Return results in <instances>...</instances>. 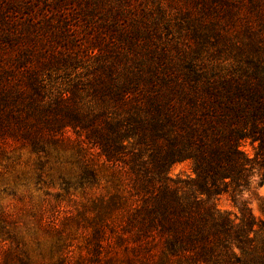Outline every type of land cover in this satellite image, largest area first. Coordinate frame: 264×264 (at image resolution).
<instances>
[{"label": "trees", "instance_id": "16d2710c", "mask_svg": "<svg viewBox=\"0 0 264 264\" xmlns=\"http://www.w3.org/2000/svg\"><path fill=\"white\" fill-rule=\"evenodd\" d=\"M22 1L0 5V135L43 148L70 127L97 147L127 180L100 199L99 236L119 211L117 240L158 245L155 264H264V220L243 199L264 184V0H172L178 39L137 0H84L75 27L54 19L71 0H45L42 22L5 14ZM86 27L96 103L77 100V83L45 100L39 72L77 67L88 47L74 50L72 31ZM182 160L193 178L169 175ZM221 194L238 214L217 206Z\"/></svg>", "mask_w": 264, "mask_h": 264}, {"label": "rangeland", "instance_id": "374dc122", "mask_svg": "<svg viewBox=\"0 0 264 264\" xmlns=\"http://www.w3.org/2000/svg\"><path fill=\"white\" fill-rule=\"evenodd\" d=\"M7 1L0 0V5ZM83 1L71 0L67 12L54 19L67 18L75 27L80 23L79 16H83ZM137 2L139 9H148L169 21L168 39L180 38L179 32L183 31L177 26L182 17L177 3ZM48 5L45 0H23L5 14L20 21L42 22L41 17L50 11ZM91 32L88 27L72 31L74 50L88 47L77 67L39 72L45 100L77 83L81 88L77 100L96 103L94 97L86 94L92 77L90 65L99 58L98 48L89 49L92 44L85 38ZM42 142L43 148H32L19 137L0 135V264H155L158 245L136 252L130 242L122 244L117 240L122 222L119 211L100 223L99 236L100 199L105 200L116 183L127 182L119 168L104 165L99 149L81 145L70 127ZM244 148L252 154L248 143ZM168 173L174 179L195 176L190 160L172 164ZM253 186L243 199L252 214L264 220V184ZM215 202L221 210L238 214L229 195L216 196ZM262 234L259 232L256 237Z\"/></svg>", "mask_w": 264, "mask_h": 264}]
</instances>
